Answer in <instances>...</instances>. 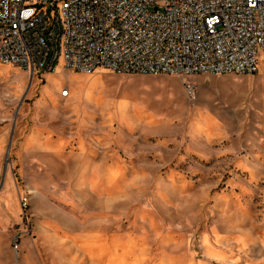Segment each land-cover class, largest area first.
<instances>
[{
    "label": "rangeland",
    "instance_id": "rangeland-1",
    "mask_svg": "<svg viewBox=\"0 0 264 264\" xmlns=\"http://www.w3.org/2000/svg\"><path fill=\"white\" fill-rule=\"evenodd\" d=\"M0 199V264H264V63L31 76L0 62Z\"/></svg>",
    "mask_w": 264,
    "mask_h": 264
},
{
    "label": "built area",
    "instance_id": "built-area-1",
    "mask_svg": "<svg viewBox=\"0 0 264 264\" xmlns=\"http://www.w3.org/2000/svg\"><path fill=\"white\" fill-rule=\"evenodd\" d=\"M260 60L264 0H0V62L31 76L60 61L81 73L253 74Z\"/></svg>",
    "mask_w": 264,
    "mask_h": 264
},
{
    "label": "bare ground",
    "instance_id": "bare-ground-1",
    "mask_svg": "<svg viewBox=\"0 0 264 264\" xmlns=\"http://www.w3.org/2000/svg\"><path fill=\"white\" fill-rule=\"evenodd\" d=\"M62 68V62L60 61L59 62V64L56 66V68H55V70H54V72L58 69V68ZM92 73H94V71L92 72ZM92 73H88V75H90V74H92ZM140 88V87H139ZM64 90V89H63ZM69 94V91L68 92H66V95L65 96H67ZM61 96H64V94L62 93V90H61Z\"/></svg>",
    "mask_w": 264,
    "mask_h": 264
},
{
    "label": "water",
    "instance_id": "water-1",
    "mask_svg": "<svg viewBox=\"0 0 264 264\" xmlns=\"http://www.w3.org/2000/svg\"><path fill=\"white\" fill-rule=\"evenodd\" d=\"M12 131H13V127H12V129H11V135H10V138H9V143H8V145H7V153H8L9 146H10V141H11ZM7 153H6V155H7ZM6 159H7V157H6ZM3 170L5 171V167H4ZM4 171H3V172H4Z\"/></svg>",
    "mask_w": 264,
    "mask_h": 264
},
{
    "label": "crops",
    "instance_id": "crops-1",
    "mask_svg": "<svg viewBox=\"0 0 264 264\" xmlns=\"http://www.w3.org/2000/svg\"><path fill=\"white\" fill-rule=\"evenodd\" d=\"M8 143H9V142H8ZM7 145H8V144H7ZM0 200H1V199H0ZM2 207H3V205H2ZM3 208L6 209V210H8V209H10L11 207H10V208H9V207H8V208H7V207H3Z\"/></svg>",
    "mask_w": 264,
    "mask_h": 264
}]
</instances>
